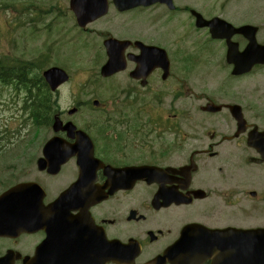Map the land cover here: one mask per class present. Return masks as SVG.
I'll use <instances>...</instances> for the list:
<instances>
[{
	"label": "flooded vegetation",
	"instance_id": "af4514ba",
	"mask_svg": "<svg viewBox=\"0 0 264 264\" xmlns=\"http://www.w3.org/2000/svg\"><path fill=\"white\" fill-rule=\"evenodd\" d=\"M127 52L134 55L127 62L126 70L116 75L123 80L117 92L163 99L161 93L173 87L171 77L151 80L152 74L144 76L142 71L135 77L137 63L133 60L137 51L129 48ZM174 52H169L170 66L176 62ZM248 96L251 98L252 93ZM127 109L133 114L114 112L115 119L105 122L110 132H104L101 123L84 128L94 144V157L100 164L114 169L145 166L153 170L132 188L118 190L107 197L58 198L77 180L75 159H69L55 176H50L37 170L35 162L40 153L37 156L39 151L31 150L36 157L37 176L16 183L32 182L42 189L44 198L38 199L32 194V198L10 201L18 207L17 225L14 234L0 236V261L10 264H196V254L206 250V247H196L200 244L199 238L208 231L225 230L233 232L217 237L211 253L225 251H216L222 241L237 254L254 247L251 228L256 226L241 224L248 223L249 208L245 204L248 198L255 203V215H260L263 209L264 191L251 189V177L257 169L264 171L261 167L264 160L257 163L260 155L247 145V133L254 126L258 131L264 130L259 124L264 114L245 110L247 129L236 135L238 127L231 117L216 119L214 114L203 112L206 117L197 121L193 134L164 141L162 152L154 155L150 152V130L145 119L131 104ZM96 110L104 109L101 106ZM125 115L136 119L126 121ZM184 148L188 157L183 159ZM30 153L16 151L13 158L21 156L24 160L17 163L24 165ZM100 164H93L97 169L95 181L84 188L98 187L102 195L105 178ZM52 190L57 191L52 193ZM184 233L183 246L173 247ZM135 245L140 247L136 257ZM156 259L161 262H154ZM198 264H212V259Z\"/></svg>",
	"mask_w": 264,
	"mask_h": 264
},
{
	"label": "rangeland",
	"instance_id": "374dc122",
	"mask_svg": "<svg viewBox=\"0 0 264 264\" xmlns=\"http://www.w3.org/2000/svg\"><path fill=\"white\" fill-rule=\"evenodd\" d=\"M56 1L65 8L68 0H0V62L3 65H8V68H12L14 64H27V67H29L32 72L31 76H34L39 69L27 62L35 60L43 62V70L51 66H58L66 70L68 69L67 71L71 74L70 80L58 90L59 103L51 107L48 118L43 121L45 128H38L34 134V139L41 142V147L52 133L50 127L51 117L57 111H60L61 120L63 122L71 121L76 126L84 128L92 123H101V128L104 132H110L105 122L115 119L104 118V115L95 114L91 111H88L89 117L91 118L89 120H83L82 115L78 113L72 116L68 115V111L72 109L71 107L79 98L85 101L97 99L101 102H106L107 105L110 106L115 97L116 85L109 84L107 80H101L97 74L98 68H91L88 66V61H93L99 66L98 52L101 50V39L97 35H80L79 43L77 44L76 37L79 33L73 30L72 20L67 13L64 18L57 21L54 20L53 15H38L41 9L50 8ZM180 1L182 5H191L204 1L203 4L195 7L198 9V12L206 18L224 13V18L234 24L242 20H250L252 21L251 23H254L261 19L256 11H251L249 8V3L252 0H242L241 2L240 0H235L232 2L231 8L226 10H220L216 7L209 8L210 0ZM221 1L222 0H220V2ZM110 16L111 15L107 18H110ZM185 18L189 22L187 16ZM112 22L113 24H110L109 20L105 19L98 23L97 26L91 25V28H93V30L112 31L115 29V23L118 21L112 20ZM184 22L183 19L181 24L182 31L178 30V33L181 34L182 37L177 39L181 44V54L197 58L199 63L194 70L200 72L203 76L208 75L209 77H213L212 81L215 85L218 78L222 79L228 73V70H224L226 69L224 47L220 46L217 42L205 41V38H203L200 33H196V31L192 30L193 27L187 31V25L183 24ZM150 38L154 39L159 46H162L163 41L166 39L174 40L169 34L161 37V33H151ZM62 42L65 44L63 49L61 46ZM69 43H75L77 45H71ZM72 49L77 52L74 62H70L69 59L73 56ZM79 80L82 81L80 82ZM234 86L236 88L232 92H240L243 84L234 83ZM250 87L253 91L252 97L250 98L253 106L264 109V95L257 92L256 89L253 88V85H250ZM2 89L3 93L0 94V132L3 133V129L6 128L17 129L21 122V126H24V129L20 131V134L21 136L27 137L21 139L17 131L12 136L10 134L7 136H5V134H0L1 138H3L2 141H0V151L24 150L23 144L26 143L33 132V128L38 124L35 120H23V117L26 116L24 115L22 117L20 111L23 106V96L21 94H12L13 92L9 89ZM78 89L80 90L78 91ZM226 100L239 101V97L232 93L227 96ZM28 113H30V111ZM98 115H101V117H98ZM123 119L129 121L135 120L136 117L125 116ZM259 124L264 126V120L261 119ZM134 138H136V136H134ZM131 140L132 139H130V141ZM30 147L35 149L38 145L32 144ZM25 150L27 154L30 153L29 150ZM102 150L103 146H100V151ZM185 150H187V148H184L182 154L183 159L188 157ZM39 153L40 150L37 156ZM128 153L129 151H127V156ZM11 156H13V152L4 156L3 161L0 162V173L2 171L1 168H8L5 173L7 177H2L0 175V192L7 185L19 181H29L34 176H37L34 165L35 156L31 154L29 159L25 158L24 165L17 163V161L24 160V158L19 155L15 158H10ZM261 167L264 170V165ZM251 178V189L264 191V171L257 169L255 175ZM56 191L57 190H52V193ZM262 203L263 209L260 210V215H255V203L249 198L245 201L246 206L249 208L247 213L248 223L245 222L241 224L242 226H264V198Z\"/></svg>",
	"mask_w": 264,
	"mask_h": 264
},
{
	"label": "water",
	"instance_id": "95a60500",
	"mask_svg": "<svg viewBox=\"0 0 264 264\" xmlns=\"http://www.w3.org/2000/svg\"><path fill=\"white\" fill-rule=\"evenodd\" d=\"M92 6V2H90L89 0H73L72 1V9L75 10L77 16L79 18H84L86 17V15L91 12V11H87L90 7ZM103 13H96V14H92L94 15L93 18L95 17H99L101 16ZM89 19V20H91ZM87 22V19L85 20ZM201 24L198 23V26L202 27V26H208V25H214V22H202L200 21ZM223 25H219L218 28H222L224 27V22H221ZM214 28V27H213ZM228 32H231L230 29L226 28ZM223 31V29H222ZM225 36L226 38H229L228 35L224 34L223 32L220 34ZM251 43L250 45L247 47V49L243 52V53H238L236 50V44H228L229 46V52L227 55V61L228 63H234L235 64V69H240V66L238 65V62L240 60V58H242L244 55L250 57V54L253 50V48L256 46V43L254 42L253 37L251 36ZM258 47V46H257ZM262 48L264 50V46L263 47H259ZM256 53H258V51H256ZM116 54H111L109 56V60L107 62V64L102 68V73L104 76L107 75H111L112 73L115 72V70L117 69V62L114 61L113 59L115 58ZM48 83L51 85V87L54 89L55 87H57L60 83H62L63 81L66 80V76L64 75L63 72H61L58 69H51L49 70L46 74H45ZM72 129L68 128V132L69 134H71ZM68 134V135H69ZM71 136V135H69ZM256 149L260 152H264V141H261L259 143L256 144ZM258 257V260H256V264H264V249L263 251L260 250V252H258V255L254 254V258ZM248 257H250V255L248 254Z\"/></svg>",
	"mask_w": 264,
	"mask_h": 264
},
{
	"label": "bare ground",
	"instance_id": "6f19581e",
	"mask_svg": "<svg viewBox=\"0 0 264 264\" xmlns=\"http://www.w3.org/2000/svg\"><path fill=\"white\" fill-rule=\"evenodd\" d=\"M134 61V60H133ZM3 77V74H0V78Z\"/></svg>",
	"mask_w": 264,
	"mask_h": 264
}]
</instances>
